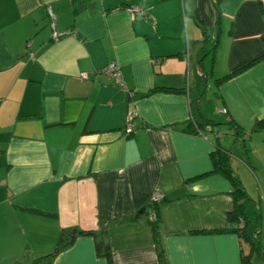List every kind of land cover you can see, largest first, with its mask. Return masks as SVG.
Returning <instances> with one entry per match:
<instances>
[{
  "label": "crops",
  "instance_id": "crops-1",
  "mask_svg": "<svg viewBox=\"0 0 264 264\" xmlns=\"http://www.w3.org/2000/svg\"><path fill=\"white\" fill-rule=\"evenodd\" d=\"M263 53L264 0H0V264H31L72 231L50 264H159L156 191L167 264H240L217 138L259 211L250 264H264ZM194 106L219 137L181 129Z\"/></svg>",
  "mask_w": 264,
  "mask_h": 264
},
{
  "label": "trees",
  "instance_id": "trees-1",
  "mask_svg": "<svg viewBox=\"0 0 264 264\" xmlns=\"http://www.w3.org/2000/svg\"><path fill=\"white\" fill-rule=\"evenodd\" d=\"M214 49V48H213ZM262 58H264V53L262 55ZM259 58H256L246 64H244L241 67H238L228 74L222 76L221 78H218L215 80V84H220L221 82L228 80L229 78L239 74L249 66H252L255 61H257ZM156 90H163V91H169V92H182L181 88H165V87H156L154 89H151L147 92H153ZM225 109V108H222ZM221 110V109H220ZM221 112V111H219ZM226 113V112H221ZM218 122L214 121L208 117H205L202 112H200L199 108L197 106H194V108H191V119L187 121L186 123L182 124V130L184 132H191L195 134L202 135L206 133L208 130L212 131L214 134H216L217 137H219V132L216 127H218ZM215 126V127H214ZM264 126V123L257 122L253 130H258ZM236 130V129H235ZM132 132V131H131ZM218 138L213 146V150L210 153V160L212 164V172H218L223 175H225L232 184V197H233V208L231 211L227 214V219L230 222H234L236 224V227L232 229V232L236 233L239 237V240L248 242L249 250L248 252H244L243 248H240V264H250L251 258L253 253L259 248L260 246V240L258 238V228L261 224L260 214L259 211L256 208L255 202L252 201L245 192V189L239 180V178L233 174L231 168H230V156L229 151L221 146L218 142ZM163 200V196L159 202L153 203L154 206H152L151 212L149 211L150 220L152 223V231H153V237L155 241V247L157 251V258L159 261V264H167L166 263V256H165V250L163 248L162 244V238L159 230V222H158V216L153 211V209H156V206L158 203H160ZM24 210L28 212H35V213H44L47 214V212H43L37 208L33 207H25ZM153 211V212H152ZM153 214V216H152ZM80 234L83 235H94L97 236V233L93 231H86L81 230L79 231ZM63 234L59 236V239L57 241V245L53 251L36 255L32 260L31 264H50L51 259L57 255V253L64 247H66L75 237V232L69 233L67 236L70 237L68 242H64ZM96 248L99 254H103L104 251L106 252L105 242L101 239H97L96 241ZM106 255H109L107 252ZM18 263V262H17Z\"/></svg>",
  "mask_w": 264,
  "mask_h": 264
},
{
  "label": "built area",
  "instance_id": "built-area-1",
  "mask_svg": "<svg viewBox=\"0 0 264 264\" xmlns=\"http://www.w3.org/2000/svg\"><path fill=\"white\" fill-rule=\"evenodd\" d=\"M125 10L127 12H129L131 15H135L136 13H139L141 10L139 7L137 6H127L125 8ZM49 15H50V18H51V26L52 28L54 29V26H55V22H54V17H53V14L51 12H49ZM61 33L60 32H57V31H53V37L54 38H57ZM103 71L107 72L111 77H113L117 83H119L120 85L122 84V79H121V73H120V68H119V65L116 61H111L109 62L104 68H103ZM81 77L82 78H86L87 75L86 73H81ZM221 112H226V109H221L220 110ZM136 116V113L133 112L131 115H130V119H129V122H128V125H127V128H126V131L129 133L132 131V127H133V117ZM162 198V194L158 191H156L154 194H153V201L155 202H159ZM153 216V214H152Z\"/></svg>",
  "mask_w": 264,
  "mask_h": 264
},
{
  "label": "rangeland",
  "instance_id": "rangeland-1",
  "mask_svg": "<svg viewBox=\"0 0 264 264\" xmlns=\"http://www.w3.org/2000/svg\"><path fill=\"white\" fill-rule=\"evenodd\" d=\"M212 80H214V78H211ZM209 80L210 82H212V85H213V81L212 80ZM211 90V84L209 83L208 87H207V90H206V93H209V91ZM231 155V153L229 152V156ZM234 174V173H233Z\"/></svg>",
  "mask_w": 264,
  "mask_h": 264
}]
</instances>
